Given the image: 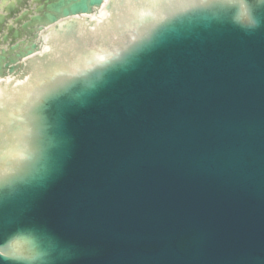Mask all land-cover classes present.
<instances>
[{"label":"water","instance_id":"water-1","mask_svg":"<svg viewBox=\"0 0 264 264\" xmlns=\"http://www.w3.org/2000/svg\"><path fill=\"white\" fill-rule=\"evenodd\" d=\"M0 264H264V0L5 5Z\"/></svg>","mask_w":264,"mask_h":264},{"label":"bare ground","instance_id":"bare-ground-1","mask_svg":"<svg viewBox=\"0 0 264 264\" xmlns=\"http://www.w3.org/2000/svg\"><path fill=\"white\" fill-rule=\"evenodd\" d=\"M106 15V12L102 9L98 16H95L96 19H103Z\"/></svg>","mask_w":264,"mask_h":264},{"label":"snow or ice","instance_id":"snow-or-ice-1","mask_svg":"<svg viewBox=\"0 0 264 264\" xmlns=\"http://www.w3.org/2000/svg\"><path fill=\"white\" fill-rule=\"evenodd\" d=\"M89 3H99V0H89Z\"/></svg>","mask_w":264,"mask_h":264}]
</instances>
